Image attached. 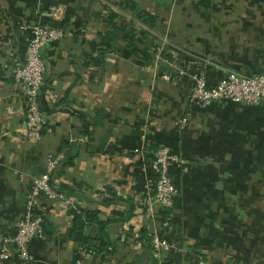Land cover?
<instances>
[{"label": "crops", "instance_id": "1", "mask_svg": "<svg viewBox=\"0 0 264 264\" xmlns=\"http://www.w3.org/2000/svg\"><path fill=\"white\" fill-rule=\"evenodd\" d=\"M129 1L0 0V253L32 178L58 155L56 171L72 159L51 185L65 187L75 212L92 211L103 221L130 211L125 221L87 224L94 249L85 264L264 262V103L225 100L199 108L189 101L188 75L200 70L214 85L230 72L258 73L264 0ZM136 8L153 16L152 27L136 18ZM108 12L117 14L113 45L101 36L111 28ZM34 24L64 30L41 49L38 138L24 134L26 96L12 77L30 36L23 26ZM160 43L164 54L156 62ZM94 45L108 50L105 57ZM179 67L185 75L175 74ZM167 71L169 79L162 76ZM160 145L175 156L169 168L177 194L171 210L154 202L147 216L144 201L154 196L150 162ZM36 201L45 219L28 264H71L78 253L66 236L70 208L44 193ZM153 233L172 244L160 261L153 257ZM0 264L22 263L12 256Z\"/></svg>", "mask_w": 264, "mask_h": 264}, {"label": "built area", "instance_id": "2", "mask_svg": "<svg viewBox=\"0 0 264 264\" xmlns=\"http://www.w3.org/2000/svg\"><path fill=\"white\" fill-rule=\"evenodd\" d=\"M23 28L30 32V36L27 39L23 57L14 60L12 77L15 85H20L26 96L27 114L23 124L24 134L38 138L43 125L38 95L42 88L43 73L46 68L41 56V49L45 44L63 37L64 30L60 26L49 24L25 25ZM163 54L164 44L160 43L155 49L156 62L162 60ZM175 74L182 76L186 74V71L179 67L175 69ZM170 75V72L162 74L165 79H169ZM188 75L192 81L189 101L199 108L225 100L246 105L264 103V66L254 75L230 72L214 85H208L204 73L200 70L190 72ZM178 122L180 125H185L187 118L182 117ZM59 160L58 155L50 156L44 172L32 178L31 189L25 194L24 210L16 220L15 232L2 239L4 246L0 253V259L15 256L22 264H28L33 260L29 245L34 238L42 236L45 219L44 214L38 210L36 196L39 193H44L49 198L61 199L67 208L76 209L73 199L57 191L51 185V174ZM174 160L175 156L167 146L160 145L153 152L150 167L154 173L152 180L154 196L144 201L147 216L152 215L154 202L160 204L165 212L174 207L177 189L169 168L170 163ZM169 219L170 215H165L162 225L168 226ZM150 245L153 257L158 261L172 248V244L157 233L151 235ZM76 251L78 255L71 264H85V248L77 246ZM259 264H264V262Z\"/></svg>", "mask_w": 264, "mask_h": 264}, {"label": "trees", "instance_id": "3", "mask_svg": "<svg viewBox=\"0 0 264 264\" xmlns=\"http://www.w3.org/2000/svg\"><path fill=\"white\" fill-rule=\"evenodd\" d=\"M124 2L128 3L131 1L124 0ZM132 5L134 6V3H132ZM108 13L109 14L107 17H108L109 21L111 22V28L109 30H107L105 34H102L101 36H102V40L104 42H106L108 45L109 44L113 45L115 40H116V36L114 35V30H113L114 29L113 19L116 18L117 14H115L114 12H108ZM135 15H136V18H138V20H140L142 23H144L147 27L153 26V16L151 14H149L147 11H144L141 8H136ZM94 50L97 51L99 57H101V58L105 57V54L108 51L105 48H100V47L98 48L96 45H94ZM71 159L72 158L65 160L62 163L61 170L56 171L59 167V164H60V160H59L58 164L55 167V169L53 170L51 176L53 174H60L62 169L66 165H70ZM50 182H51V180H50ZM56 190L62 193L65 190V187L63 185H60V186H58V188ZM69 212L72 214V224H71V227L67 230L66 236L68 237V239L74 241L77 244V246L84 247L86 252L90 251L91 248L94 249L92 242H91L92 238L89 236V234L85 233V228H86L87 224L89 222L97 220V219H95L94 212H92V211L91 212H75L73 209H70ZM112 214H113L112 218H108V219L103 220V221L97 220V223H99L100 227H103L105 224L112 222V221H125L130 217V211H124V212L123 211H114ZM98 249H100V247ZM77 255H76V257H77Z\"/></svg>", "mask_w": 264, "mask_h": 264}]
</instances>
